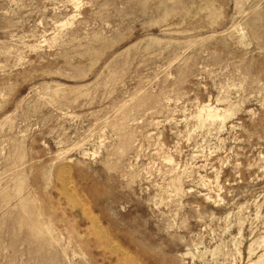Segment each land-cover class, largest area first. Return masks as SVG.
<instances>
[{
    "label": "rangeland",
    "instance_id": "obj_1",
    "mask_svg": "<svg viewBox=\"0 0 264 264\" xmlns=\"http://www.w3.org/2000/svg\"><path fill=\"white\" fill-rule=\"evenodd\" d=\"M0 264H264V0H0Z\"/></svg>",
    "mask_w": 264,
    "mask_h": 264
}]
</instances>
